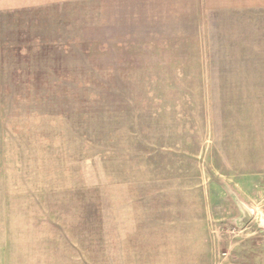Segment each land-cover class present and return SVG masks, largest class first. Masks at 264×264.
Instances as JSON below:
<instances>
[{
    "label": "rangeland",
    "instance_id": "obj_1",
    "mask_svg": "<svg viewBox=\"0 0 264 264\" xmlns=\"http://www.w3.org/2000/svg\"><path fill=\"white\" fill-rule=\"evenodd\" d=\"M1 9L0 264H264V8Z\"/></svg>",
    "mask_w": 264,
    "mask_h": 264
},
{
    "label": "crops",
    "instance_id": "obj_2",
    "mask_svg": "<svg viewBox=\"0 0 264 264\" xmlns=\"http://www.w3.org/2000/svg\"><path fill=\"white\" fill-rule=\"evenodd\" d=\"M52 0H0V8L17 9L50 4ZM206 10L238 11L264 8V0H200ZM1 9V10H2Z\"/></svg>",
    "mask_w": 264,
    "mask_h": 264
},
{
    "label": "water",
    "instance_id": "obj_3",
    "mask_svg": "<svg viewBox=\"0 0 264 264\" xmlns=\"http://www.w3.org/2000/svg\"><path fill=\"white\" fill-rule=\"evenodd\" d=\"M236 203H237V205L241 211V216H240L239 220L242 223H244L245 221H247L251 217L250 210L237 199H236Z\"/></svg>",
    "mask_w": 264,
    "mask_h": 264
}]
</instances>
